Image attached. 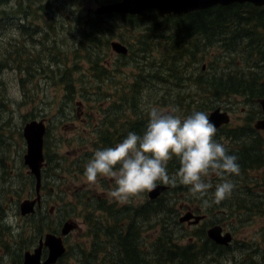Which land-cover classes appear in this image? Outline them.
I'll return each instance as SVG.
<instances>
[{
    "label": "rangeland",
    "instance_id": "rangeland-1",
    "mask_svg": "<svg viewBox=\"0 0 264 264\" xmlns=\"http://www.w3.org/2000/svg\"><path fill=\"white\" fill-rule=\"evenodd\" d=\"M19 1L10 0L7 5L2 6V9H0L2 10L0 18L3 17L0 20V25L3 24L0 26V41L3 45H8L7 48H11L16 43L31 51L33 56H39L41 64L45 66V71L36 74L38 78L36 79L35 76L32 82L27 84L31 88V94L28 92V103L22 96L21 85L16 80L15 72L4 70L0 73V90L5 88L7 95L4 98V91H0L2 100L0 102V257L4 259L1 262L3 264H21L24 252L27 250L32 251L40 237L42 238L52 229L56 235H61V227L66 221L70 220L75 223V227L66 235H62L65 251L68 249L69 254L63 255L58 264H82L79 261L80 255L89 253V242L91 240L87 215L91 214L92 217L101 215L99 211L90 213L85 206L87 203L84 202L95 197L98 200L104 199L107 203L116 204L117 201L109 195L115 187L114 181L111 178L100 177L96 184H89L84 173L76 176V172L71 170L72 167L69 163L64 168L54 171V181H52L47 174L48 169H44L45 166H43L42 184L46 186V189H42L41 192L44 194L46 204L43 209H46L47 213L43 215L45 221L38 222L48 223L52 228H36L35 226L40 225L36 222L37 218L22 216L19 211L20 201L32 197L35 185V180L33 177L31 178L30 170L24 163V154L27 150V142L24 138L25 124L32 120H45L46 127L48 126L53 138V147L55 149L60 148L59 151L48 149L49 153L56 151L57 156L68 155L67 160L70 161L76 153L82 156L83 150L93 149L97 151V148L94 149L91 146L92 128L90 120L97 122L101 114L100 111L115 103L117 107H111L112 112H115L114 109L120 108L119 110L125 113L124 117H130L132 114V95L135 96V110L144 109L148 113L153 106L162 110H171L170 107L162 106L160 103L166 91L173 95L174 100H186L184 94L187 96L189 90L195 91L194 87L189 86L187 74L193 70H201L206 74L212 56L205 55V64L201 54H196V58L200 63L198 67L187 60L178 63L180 67L186 66L187 70L183 75L177 74L178 69L171 71L172 75L170 76L165 74L155 75L154 72L148 73L150 65L160 66L162 62L165 63V66L171 68L175 65L172 58L170 60L166 59L169 54L166 51V42L163 39L154 38L148 44V40L142 38L147 28L146 25L114 23L113 28L116 32H125V41L117 38L113 40L129 46V54L127 52L128 48L125 53H122L113 50L110 44L107 48H101L98 44L95 46L96 40L93 39L90 40L92 42L82 45L79 51L77 50V47L80 46L79 41L82 39L86 41V37H83L86 24L80 22L85 21L84 17H80L78 22H70L69 25L67 23L65 29L58 31V38L55 35L43 38L45 31H41L39 34L35 31V28L38 27L44 30L45 24L49 21L47 18L44 23V19L48 15L35 17L33 15L34 7H29L30 3H27V1H24L22 6H28L30 10L18 11ZM65 1L49 0L55 6L61 5ZM72 1H74V5L67 8L70 10L65 12L69 19L75 18L76 13L80 16L86 15L88 9L95 10L98 5L111 2V0ZM33 2L39 5L47 3L44 0H33ZM150 20V18H145L147 23ZM159 20L161 21V19ZM60 22L61 18H56L55 26L64 27V25H60ZM53 40H55L53 46H57L56 51L51 46ZM152 42L156 44V47L152 46ZM142 46H146L147 58H142L143 52L139 51ZM92 47L93 50H91ZM132 50L135 52L134 54H132ZM121 54H125L126 57H121ZM103 57H106V59ZM115 57L117 58L116 62L113 61ZM96 60L101 62L99 66L104 67L102 65H106L103 72L98 71L99 78L96 75V70L89 71V68L92 67L91 61ZM123 61H126V63ZM59 62H62L59 73L49 74L50 68L55 67L54 71H56V63ZM75 65H77L76 69H74ZM238 69L236 67L234 70ZM66 71L71 73L69 79H71L72 85L77 84L80 91L85 88V91H82L85 94L77 95L74 104L70 107L65 106L63 109L65 95L60 78L62 74L66 75ZM43 76H47L48 81L41 80ZM139 77L145 81H139L141 83L137 86V91L141 89V92L130 94L134 80ZM146 80L149 82L146 83ZM79 85L82 86L78 87ZM142 85L144 87H141ZM180 95L183 96L180 97ZM121 97L125 102L123 105L120 102ZM187 99H190V97H187ZM221 101H223V108L230 114L228 124L231 126L244 125L246 115L255 116L257 113H254V111H258V109L251 110L250 105L244 104L240 96L224 97ZM243 110H246L245 114ZM262 117H264V114H259L256 119ZM65 138L70 139L69 145L65 143L60 146L57 143L55 144V141L61 142ZM219 138L221 142L229 143L224 135ZM48 140L50 145L51 138L49 137ZM239 144L242 145L243 142H239ZM43 149L45 151V145ZM69 170L71 171L69 172ZM177 171L168 169L170 175L175 174ZM248 174L249 176L244 183L242 178L238 176L228 178L234 183L235 187L226 203H229V201L239 203L236 204L237 207L226 206L223 208L221 202H212L215 186L223 182L222 178L214 174L205 178L206 182L213 185L208 195L204 197V199L209 200L207 206L200 198L196 201L198 197L192 195L189 186H185L179 181L174 186L169 185L167 193L170 195H167V197L171 199L170 203L179 205L182 208V215L186 211L194 209L195 214H201L202 216L197 224L193 222V219L190 222L181 220L188 227L189 233L183 239H180L179 243L185 244L188 240L192 241L187 236L195 228L204 227L207 230L208 227L216 224L212 219H223L220 223L225 227V230L231 232L232 241L228 245L222 264H264V168L250 171ZM74 191H79L81 197L86 192L88 193H86V197L82 202H77ZM147 192L138 194L125 203L117 202L115 206H124L127 208L126 210L133 212L136 206L143 203ZM242 201H245V203L243 204ZM239 205L245 206V208H240ZM246 207L252 208V210H246ZM9 213L14 217L15 228L18 229V232L14 233L13 226L4 223ZM104 221H106L105 218L100 219V223ZM206 225L208 226L205 227ZM159 231L160 228L146 230L142 227V234L146 239L156 237ZM174 232L178 234L177 229ZM181 232H185V230L181 228ZM5 245L7 249L2 247ZM145 247H148V244ZM2 249H5V251Z\"/></svg>",
    "mask_w": 264,
    "mask_h": 264
},
{
    "label": "trees",
    "instance_id": "trees-1",
    "mask_svg": "<svg viewBox=\"0 0 264 264\" xmlns=\"http://www.w3.org/2000/svg\"><path fill=\"white\" fill-rule=\"evenodd\" d=\"M9 1L0 0V6L7 5ZM24 1L30 3L29 7H34L33 15L35 17L48 15L44 19V23L47 18L49 19L45 24V29L35 28V31L39 34L41 31H45L43 38L54 35L57 37V29L61 28V26H55L56 18H61L60 25L63 26L67 23L69 25L70 22H78L80 17H84L87 26L84 28L83 37L85 35L86 41L83 39L79 41L80 46L77 47L79 51L82 45L92 42L90 41L92 39L96 40L94 45L97 46L98 44L101 48H107L110 44L109 42L114 38L125 41V32H116L113 28L116 22L146 25L147 28L142 38L148 40V44L154 38L163 39L166 42V51L169 54L166 59L170 60L172 58L175 65H172L173 67L171 68L165 66L164 62L160 66L153 64L150 65L148 73L154 72L155 75L165 74L170 76L172 75L171 71L178 69L179 72L177 74L183 75L187 70L186 66L180 67L178 63L187 60L195 67H198L200 63L196 58V54H201L205 64V55H211L212 61L209 63V70L206 74L201 70H193L189 74L186 73L189 86L195 88V91L189 90L187 92L189 95L186 96L184 94L186 100H174L172 98L173 95L166 91L160 103L162 106L170 107L171 109H179L176 114L186 117L194 111L208 113L216 107L223 108V101L221 100L224 97L240 96L244 104L250 105L251 110L258 109V111H254L257 114L255 116L246 115L245 124L242 126L222 125L217 129L215 139L222 144L226 143L224 145L228 148L229 153L238 156V162L241 167L238 177L242 178L243 183L248 178L250 171L264 168V130H258L253 126L257 116L263 114L257 99L264 97V6L259 7L251 3L238 2L226 5L215 4L181 15L171 14L164 17L158 16L151 9L140 14L118 12L102 15L96 12H88L86 15L80 16L75 12V18L69 19L65 12L70 10L67 8L74 5L72 0H66L61 5L56 6L52 5L49 0H44L47 3L43 5L31 2L33 0H20L18 11L30 10L28 6H22ZM1 12L2 10H0ZM145 18L151 19L149 23L145 21ZM97 33L106 35L102 38H96ZM54 44L55 40L51 41V46L56 51L55 48L57 46H53ZM152 46L156 47V44L152 42ZM7 47L8 45H3L0 41V73L4 72V70L15 72L16 80L21 85L22 96L28 103V92L31 94V88L27 84L32 82L36 74L44 72L45 66L41 64L39 56H33L31 51L18 44L15 43L11 48ZM93 49L92 47L91 50ZM139 51L143 52L142 58H147L146 46H142ZM129 52L128 46V54ZM134 53L132 50V54ZM120 56L126 57L125 54ZM103 58L106 59V57ZM116 59L115 57L113 61L116 62ZM123 62L126 63V61ZM100 63L98 60L91 61L92 67L89 68L90 72H93V70L97 71L96 75L98 78L100 77L99 72H103L106 68V65H102L104 67L99 66L101 65ZM60 64L62 62L56 63V71H54L55 67L50 68L49 74L59 73ZM236 67L239 69L234 70ZM76 68L77 65L74 66V69ZM70 75L71 73L66 71V75L62 74L60 78L65 95L63 109L65 106L70 107L74 104L73 102L77 95L85 94L82 92L85 91V88L80 91L77 88V84L72 85L71 79H69ZM37 78L38 76H36ZM41 80L48 81V77L43 76ZM139 81H144V79L139 77L134 80L130 94L141 92V89L137 91V86L141 83ZM148 82L146 80V83ZM80 86L82 85L78 87ZM141 87H144V85ZM0 91H4V98L7 97L5 88ZM187 97H190V99H187ZM120 102L122 105L125 103L122 97ZM131 102L133 103L130 117H124L125 113L121 112L120 108L114 109L115 112H112L111 107H117L114 103L105 110L100 111L101 114L97 122L90 120L92 128L90 141L94 149L102 150L107 147H114L130 131L142 134L146 130V125L149 121L147 111L134 109V95H132ZM238 110L240 111V108ZM243 112L245 114L246 110H243ZM245 134H249L251 137L244 136ZM223 135L225 139L229 140V143L220 141L219 137ZM49 137L51 138L50 145ZM44 138V161L46 162L44 163V169H48L47 174L52 181H54V171L64 168L68 163L72 167L71 170L76 172V176L82 175L85 172L87 162L96 151L93 149L83 150L82 156L76 153L69 161L67 160L68 155L57 156L56 151H59L60 148L55 149L53 147V138L48 129ZM239 142H243V144L241 145ZM56 143L59 146L63 145V143L69 145L70 139L65 138L61 142L55 141ZM48 149L56 151L49 153ZM179 167V160L176 158H173L168 163L169 170L177 171ZM43 186L45 187L44 184ZM181 189L183 188L181 187ZM168 190L169 188L165 189L163 195L154 200L146 196L143 203L136 206L133 212H129L124 206H115L117 202L116 204L107 203L104 199L98 200L95 197L84 202L87 203L85 206L90 213L99 211L101 215L98 217H92L91 214L87 215L88 228L91 235L89 253L80 255L79 261L82 264H222L228 246L214 243L207 236L206 228L204 227L195 228L187 236L192 241L188 240L185 244L179 243L180 239H183L189 233L188 227L179 220L182 216V208L179 205L170 203L171 199L167 197V195H170L167 193ZM86 193L81 197L79 191H74L76 201L82 202L86 197ZM198 199L196 198V201ZM227 201L226 199L221 202L223 208L226 206L237 207L236 204H239L232 201L226 203ZM242 203L244 204L245 201H242ZM239 206L240 208H245V206ZM246 210H252V208L246 207ZM46 213V209H38L35 214L28 216H32L33 219L37 218L36 222L45 221L43 215ZM101 218H105L106 221L100 223ZM222 220L212 219L214 223L219 224H221ZM38 223L40 225L35 226L36 228L46 229L49 225L45 222ZM142 227L146 230L160 228V231L156 237L146 239L142 234ZM174 228L175 230L177 229L178 234H175ZM181 228L185 232H181ZM52 232H54L53 229ZM146 244H148V247H145ZM2 247L7 249L6 245ZM68 254L69 251L67 249L64 256Z\"/></svg>",
    "mask_w": 264,
    "mask_h": 264
},
{
    "label": "clouds",
    "instance_id": "clouds-1",
    "mask_svg": "<svg viewBox=\"0 0 264 264\" xmlns=\"http://www.w3.org/2000/svg\"><path fill=\"white\" fill-rule=\"evenodd\" d=\"M178 111L151 107L142 134L130 131L114 147L95 151L85 167L86 181L94 185L100 177L113 179L115 187L109 195L119 203L154 191L158 183L174 186L179 181L207 206L209 200L204 197L213 185L205 178L214 174L223 182L215 186L212 202L228 199L235 187L228 178L241 172L238 156L230 154L215 139L217 128L206 112L194 111L181 117L176 114ZM173 158L179 160L180 167L170 175L168 163ZM4 223L12 225L14 233L18 232L11 213Z\"/></svg>",
    "mask_w": 264,
    "mask_h": 264
},
{
    "label": "water",
    "instance_id": "water-1",
    "mask_svg": "<svg viewBox=\"0 0 264 264\" xmlns=\"http://www.w3.org/2000/svg\"><path fill=\"white\" fill-rule=\"evenodd\" d=\"M233 2H250L256 6H263L264 0H118L115 2L103 3L97 6L96 13H141L146 9H154L159 16L166 14H183L197 9H203L215 4H230ZM110 46L117 52L125 53L127 47L118 41L110 42ZM264 112V97L258 99ZM209 118L215 124L216 128L230 121L228 111L216 107L209 112ZM257 129H264V118L257 119L254 123ZM45 133V125L42 121L32 120L24 126V135L27 139V150L24 154V163L28 166L30 173L35 176V189L37 193L41 184V166L44 160L43 157V135ZM166 185L158 184L154 191L148 192L149 198L158 197L164 190ZM39 195V194H38ZM37 195V196H38ZM39 198L25 199L20 202V212L22 215L32 213L34 206ZM193 218V222L197 223L202 217L195 215L192 212H186L179 220H187ZM75 227L73 221H66L61 228V235H56L53 232H47L39 239L38 245L32 251L24 252L22 264H55L57 260L65 253V245L62 235H66ZM220 224L213 225L207 229V236L219 244L227 245L232 240V235L229 231L222 232ZM43 246L48 247L46 257L41 259V250Z\"/></svg>",
    "mask_w": 264,
    "mask_h": 264
},
{
    "label": "flooded vegetation",
    "instance_id": "flooded-vegetation-1",
    "mask_svg": "<svg viewBox=\"0 0 264 264\" xmlns=\"http://www.w3.org/2000/svg\"><path fill=\"white\" fill-rule=\"evenodd\" d=\"M29 1H31V0H29ZM31 2H33V1H31ZM111 2H112V0H111ZM114 2V1H113ZM103 4V3H102ZM97 8V7H96ZM0 9H2V6H0ZM96 10V9H95ZM94 10V11H95ZM88 12H93V10L92 9H88ZM87 12V13H88ZM96 12V11H95ZM156 13V12H155ZM99 14V13H98ZM148 14V13H147ZM157 14V13H156ZM67 15V14H66ZM67 17H68V15H67ZM3 18V17H2ZM2 18H0V20L2 19ZM84 20L85 21H80V22H84L85 24H86V19L84 18ZM3 25V24H2ZM2 25H0V26H2ZM19 25H21V24H19ZM86 26H87V24H86ZM63 29H65V25H64V27H61V28H58L57 30L58 31H61V30H63ZM103 33V32H102ZM102 33H97L96 34V38L97 37H103V36H105L106 34H104V35H99V34H102ZM56 36V35H55ZM84 37H85V35H84ZM112 41H114L113 39H112ZM80 104H82V103H80ZM48 127V126H47ZM244 136H249V134H245ZM249 137H251V136H249ZM31 176V178L33 177L34 179H35V176L33 175V174H31L30 175ZM158 184H163V183H158ZM165 185V184H164ZM46 187V186H45ZM44 186H43V184H42V173H41V184H40V189H39V192L37 193V191H36V189H35V186H34V191H33V195H31L32 197H29V198H26V199H32V198H39V201H37L36 202V210H35V212L33 213V214H35L37 211H38V209H41V210H43V207L44 206H46V204H45V198H44V194L41 192L42 191V189H46ZM166 187H167V189L169 188V185H166ZM51 191H52V187H51ZM76 192V191H75ZM39 194V195H38ZM38 195V196H37ZM28 197V196H27ZM147 197L149 198V196H148V192H147ZM149 199H151V198H149ZM23 200V199H22ZM152 200H154V199H152ZM21 202V201H20ZM20 204V203H19ZM189 209V208H188ZM193 212V213H195L194 212V209H190V212ZM192 218V217H191ZM191 218L189 219V220H186V222H190L191 221ZM216 224H218V223H216ZM130 227H131V225H129ZM46 228H52V227H50L49 225L46 227ZM62 228V227H61ZM41 238V237H40ZM39 238V239H40ZM38 242H39V240H38ZM38 242H37V244H36V246L38 245ZM214 242V241H213ZM214 243H216V242H214ZM216 244H219V243H216ZM3 251H5L4 249H2ZM47 253H48V248L46 247V246H43L42 247V250H41V259H43L46 255H47ZM4 259L2 258V257H0V264H3L1 261H3ZM61 259H59L58 261H57V263L56 264H58L59 263V261H60ZM22 262H23V259H22ZM22 262H21V264H22ZM9 264H12V263H9Z\"/></svg>",
    "mask_w": 264,
    "mask_h": 264
},
{
    "label": "bare ground",
    "instance_id": "bare-ground-1",
    "mask_svg": "<svg viewBox=\"0 0 264 264\" xmlns=\"http://www.w3.org/2000/svg\"><path fill=\"white\" fill-rule=\"evenodd\" d=\"M112 13H118V12H112ZM100 14V13H99ZM104 14H111V13H103L102 15H104ZM127 48H128V46H126ZM128 52V51H127ZM43 123H44V125H46L45 124V120H41ZM37 122H39V121H37ZM47 129H48V127H47ZM24 138L26 139V137H25V135H24ZM26 142H27V139H26ZM166 189H167V187H166ZM163 194V192L159 195V196H161ZM158 196V197H159ZM157 198V197H156ZM156 198H154V199H156ZM152 199V198H151ZM190 219V218H189ZM189 219H187V220H189Z\"/></svg>",
    "mask_w": 264,
    "mask_h": 264
}]
</instances>
